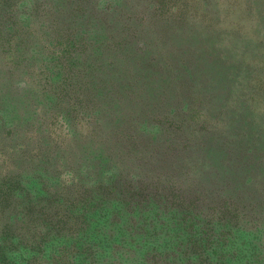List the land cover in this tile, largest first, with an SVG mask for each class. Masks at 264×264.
Returning <instances> with one entry per match:
<instances>
[{
  "label": "trees",
  "instance_id": "1",
  "mask_svg": "<svg viewBox=\"0 0 264 264\" xmlns=\"http://www.w3.org/2000/svg\"><path fill=\"white\" fill-rule=\"evenodd\" d=\"M221 6L0 0V264H264V56Z\"/></svg>",
  "mask_w": 264,
  "mask_h": 264
},
{
  "label": "rangeland",
  "instance_id": "2",
  "mask_svg": "<svg viewBox=\"0 0 264 264\" xmlns=\"http://www.w3.org/2000/svg\"><path fill=\"white\" fill-rule=\"evenodd\" d=\"M232 1L234 0H222V6L220 8L222 25L227 29H230V31L234 29H237L239 31L238 35L240 38L238 40H241L233 43L241 47L248 46L249 48L256 46L259 47L260 45L262 46L261 51L264 56L263 6L261 4H258V7L255 8V11H247L244 5V0H239L237 7L229 6ZM250 12H253V14L250 15ZM257 13H259L260 19L257 18ZM259 20L263 23H259Z\"/></svg>",
  "mask_w": 264,
  "mask_h": 264
}]
</instances>
